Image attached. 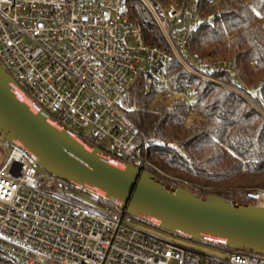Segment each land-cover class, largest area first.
Wrapping results in <instances>:
<instances>
[{
    "label": "built area",
    "instance_id": "obj_1",
    "mask_svg": "<svg viewBox=\"0 0 264 264\" xmlns=\"http://www.w3.org/2000/svg\"><path fill=\"white\" fill-rule=\"evenodd\" d=\"M133 3L157 25L166 46L147 42ZM200 4L0 0V64L22 97L48 112L57 128L166 176L151 161V145L129 115L136 88L169 100L180 95L191 106L190 93L171 86L169 67L175 61L199 81L248 99L216 78L236 73L233 60L202 59L192 51L195 33L206 21ZM4 142L10 154L0 149V264H264L260 254L236 251L221 259L131 227L114 209L101 210L68 194L58 179L41 175L26 149ZM240 197L248 202L243 204L264 208V187Z\"/></svg>",
    "mask_w": 264,
    "mask_h": 264
},
{
    "label": "trees",
    "instance_id": "obj_2",
    "mask_svg": "<svg viewBox=\"0 0 264 264\" xmlns=\"http://www.w3.org/2000/svg\"><path fill=\"white\" fill-rule=\"evenodd\" d=\"M133 4L137 20L146 28L147 42L166 46L147 12L139 4ZM200 10L206 21L195 33L192 51L202 59L233 60L236 73H222L216 78L236 86L248 99L199 81L172 61L171 86L189 92L191 106L185 100L168 105L156 92H144L138 87L136 107L129 115L151 145V161L166 175L150 170L161 181L204 196L214 194L248 203L240 194L264 187V0H201ZM85 143L100 148L114 160L132 163L130 158L106 150L94 141ZM59 182L61 189L80 188ZM98 201L122 214L113 203L99 197ZM174 235L224 254L233 253L221 245Z\"/></svg>",
    "mask_w": 264,
    "mask_h": 264
},
{
    "label": "water",
    "instance_id": "obj_3",
    "mask_svg": "<svg viewBox=\"0 0 264 264\" xmlns=\"http://www.w3.org/2000/svg\"><path fill=\"white\" fill-rule=\"evenodd\" d=\"M20 91L0 64V136L26 149L41 170L96 196L101 192L123 216L196 242L264 256V208L173 187L151 172L115 161L57 128L50 114L33 108Z\"/></svg>",
    "mask_w": 264,
    "mask_h": 264
},
{
    "label": "rangeland",
    "instance_id": "obj_4",
    "mask_svg": "<svg viewBox=\"0 0 264 264\" xmlns=\"http://www.w3.org/2000/svg\"><path fill=\"white\" fill-rule=\"evenodd\" d=\"M250 93L253 94L254 91L250 90ZM159 97L165 99L166 103L168 105L170 104V102H177V101L185 99V97L180 96V95L174 96L173 98H170L171 100H169L168 97L163 96V95L162 96L160 95ZM105 146H107V145H105ZM102 147H104V145H102ZM0 149L3 150V153H6L8 155L10 154V148L5 146L4 139L1 136H0ZM1 159H2V154L0 153V161H1ZM40 173L43 177H46V178L51 177L49 174H47L43 170H40ZM64 190L68 194L75 196V197L79 198L80 200H82V201H84V202H86L92 206H95L101 210L105 209V206H103L98 201V196H96L94 193L89 192L88 190H85L83 188H72V187H68V186H65ZM99 196H102V195H99ZM127 220H128V224L131 227H134L138 230H141V231H143L147 234H150L154 237H157V238L169 241L171 243H175V244L184 246L186 248H190V249H193L196 251H200L204 254L215 256V257H218L221 259L225 257V254L223 252L219 251L218 249H215L213 247L203 246V245L197 244L195 242H192L188 239H185L183 237L168 233V232L163 231L159 228L153 227L152 225H150L147 222L139 221V220H136V219L131 218V217H127Z\"/></svg>",
    "mask_w": 264,
    "mask_h": 264
},
{
    "label": "bare ground",
    "instance_id": "obj_5",
    "mask_svg": "<svg viewBox=\"0 0 264 264\" xmlns=\"http://www.w3.org/2000/svg\"><path fill=\"white\" fill-rule=\"evenodd\" d=\"M98 194L102 195V193H101V192H99V191H98Z\"/></svg>",
    "mask_w": 264,
    "mask_h": 264
}]
</instances>
